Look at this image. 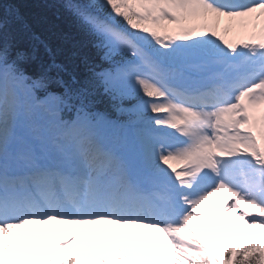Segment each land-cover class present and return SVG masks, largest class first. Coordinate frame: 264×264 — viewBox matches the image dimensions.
Masks as SVG:
<instances>
[{
	"label": "snow or ice",
	"instance_id": "1",
	"mask_svg": "<svg viewBox=\"0 0 264 264\" xmlns=\"http://www.w3.org/2000/svg\"><path fill=\"white\" fill-rule=\"evenodd\" d=\"M66 6L106 60L123 58L92 79L133 132L121 154L101 147L97 128L105 120L91 110L89 83L64 81L55 60L28 75L22 65L34 52L10 58L0 14V264H20L22 257L77 264L78 253L79 264H264V0H66ZM231 32L246 35L236 43L226 39ZM25 100L37 124L21 135ZM127 100L136 103L125 108ZM217 194L230 198L222 211L234 213L232 223L193 225L203 216L197 210ZM52 224L72 232L45 259L28 226ZM77 226L84 246L61 255ZM116 227L144 229L141 243L125 231V251Z\"/></svg>",
	"mask_w": 264,
	"mask_h": 264
},
{
	"label": "trees",
	"instance_id": "2",
	"mask_svg": "<svg viewBox=\"0 0 264 264\" xmlns=\"http://www.w3.org/2000/svg\"><path fill=\"white\" fill-rule=\"evenodd\" d=\"M0 6V14L6 22V41L11 46L10 58H14L17 51L30 55L34 52L35 58L22 65L32 76L55 60L65 69L59 73L64 81L75 78L76 86L88 82V99H95L103 110L113 107L92 79L93 73L106 65L104 54L91 43L80 22L66 9V0H0Z\"/></svg>",
	"mask_w": 264,
	"mask_h": 264
},
{
	"label": "bare ground",
	"instance_id": "3",
	"mask_svg": "<svg viewBox=\"0 0 264 264\" xmlns=\"http://www.w3.org/2000/svg\"><path fill=\"white\" fill-rule=\"evenodd\" d=\"M224 26V21H221L220 24V28H217V32L218 34L221 32L222 28ZM246 34L245 33H236V32H231L226 36V39L239 43V40L244 38ZM214 196L209 197V199L204 203V206L201 210V213L203 214L202 219L201 220H196L193 225H200V224H206L207 226H211L212 221H216V223L218 221H220L222 218L227 221V225L225 227H227L228 225H230L232 223V219L229 218L227 215H225L222 211V203H224V201L226 199L230 200V198L226 197L225 195H222V197H220L219 200L214 201ZM47 231H52L53 229H56V231L60 234L61 238H63L65 235L69 234V230L64 229V228H56L53 225H49L46 226ZM133 229V228H132ZM16 233V230H13ZM25 232V230H23ZM85 231L87 232L88 238L90 240L95 241L97 239V237L94 235L93 233V229L89 226L85 228ZM131 230L129 229V237L130 240H134L133 236L131 235L132 232H130ZM145 230L141 229V233H143ZM237 231H239V224L237 226ZM82 237H83V233H82ZM101 237L104 240V242L106 244H110L109 240L106 238V232L104 231L103 227H101ZM34 238V237H33Z\"/></svg>",
	"mask_w": 264,
	"mask_h": 264
},
{
	"label": "rangeland",
	"instance_id": "4",
	"mask_svg": "<svg viewBox=\"0 0 264 264\" xmlns=\"http://www.w3.org/2000/svg\"><path fill=\"white\" fill-rule=\"evenodd\" d=\"M145 27H149V28H151V24H147V25H144ZM153 27V26H152ZM168 27V34L169 35H171L172 34V28L171 27H169V26H167ZM130 31H135V30H132V29H130ZM158 31H159V29H158ZM111 126V122L110 121H107V120H105V122L103 123V124H100L99 126H98V128H99V130H101V132H100V134H102L104 131H106L107 132V130H108V128ZM97 128V129H98ZM213 224H214V222H213ZM213 227H214V225H213ZM212 227V228H213ZM121 231H122V235H123V237H120L121 238V246L122 247H124L125 245H124V231H126L125 229H122V228H119ZM127 232V231H126ZM137 239H136V241H135V245H139L141 242H140V239L138 238V235H136L135 236ZM129 238V237H128ZM39 248V247H38ZM47 247H45V249H46ZM53 248V247H52ZM125 248V251H127L128 249H127V247L125 246L124 247ZM23 264H31V262H29V261H27L26 260V258L24 257V263ZM41 264H43V261L41 262Z\"/></svg>",
	"mask_w": 264,
	"mask_h": 264
}]
</instances>
